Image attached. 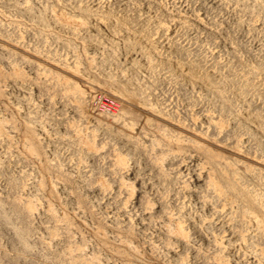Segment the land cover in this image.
Wrapping results in <instances>:
<instances>
[{
  "label": "rangeland",
  "instance_id": "obj_1",
  "mask_svg": "<svg viewBox=\"0 0 264 264\" xmlns=\"http://www.w3.org/2000/svg\"><path fill=\"white\" fill-rule=\"evenodd\" d=\"M0 264H264V0H0Z\"/></svg>",
  "mask_w": 264,
  "mask_h": 264
},
{
  "label": "built area",
  "instance_id": "obj_2",
  "mask_svg": "<svg viewBox=\"0 0 264 264\" xmlns=\"http://www.w3.org/2000/svg\"><path fill=\"white\" fill-rule=\"evenodd\" d=\"M117 101L116 99L105 96L103 101L101 102L100 109L102 112L107 113V114H114L117 110Z\"/></svg>",
  "mask_w": 264,
  "mask_h": 264
}]
</instances>
